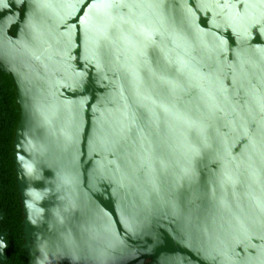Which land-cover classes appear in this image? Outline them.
<instances>
[{"label":"water","instance_id":"water-1","mask_svg":"<svg viewBox=\"0 0 264 264\" xmlns=\"http://www.w3.org/2000/svg\"><path fill=\"white\" fill-rule=\"evenodd\" d=\"M16 5L25 264H264V0Z\"/></svg>","mask_w":264,"mask_h":264},{"label":"trees","instance_id":"trees-1","mask_svg":"<svg viewBox=\"0 0 264 264\" xmlns=\"http://www.w3.org/2000/svg\"><path fill=\"white\" fill-rule=\"evenodd\" d=\"M18 121L15 85L12 77L5 78L0 85V239L4 244L1 264H25L23 212L13 146Z\"/></svg>","mask_w":264,"mask_h":264},{"label":"flooded vegetation","instance_id":"flooded-vegetation-1","mask_svg":"<svg viewBox=\"0 0 264 264\" xmlns=\"http://www.w3.org/2000/svg\"><path fill=\"white\" fill-rule=\"evenodd\" d=\"M16 6H17L16 0H4L2 3L0 2V21L2 19H5V18L11 19V15L15 12ZM11 26H12V23H11L10 27ZM11 28H10V30H11ZM4 73H6L7 76L5 75V77H4L3 76ZM10 77H12V76L8 72L4 71L0 65V85L3 84V81L5 80V78H10ZM13 82H14V80H13ZM0 242L3 244L1 239H0ZM3 245H2V251H3ZM2 258H4V253L2 254ZM2 258H1L0 262L3 260Z\"/></svg>","mask_w":264,"mask_h":264},{"label":"rangeland","instance_id":"rangeland-1","mask_svg":"<svg viewBox=\"0 0 264 264\" xmlns=\"http://www.w3.org/2000/svg\"><path fill=\"white\" fill-rule=\"evenodd\" d=\"M2 254H3V251H2V243L0 242V260H1V258H2ZM3 259V258H2ZM0 264H1V262H0Z\"/></svg>","mask_w":264,"mask_h":264}]
</instances>
